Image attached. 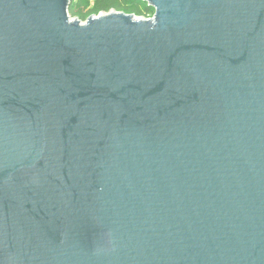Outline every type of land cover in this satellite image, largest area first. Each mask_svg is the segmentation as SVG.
I'll list each match as a JSON object with an SVG mask.
<instances>
[{"label":"water","instance_id":"95a60500","mask_svg":"<svg viewBox=\"0 0 264 264\" xmlns=\"http://www.w3.org/2000/svg\"><path fill=\"white\" fill-rule=\"evenodd\" d=\"M71 1L0 0V264H264V0Z\"/></svg>","mask_w":264,"mask_h":264},{"label":"trees","instance_id":"16d2710c","mask_svg":"<svg viewBox=\"0 0 264 264\" xmlns=\"http://www.w3.org/2000/svg\"><path fill=\"white\" fill-rule=\"evenodd\" d=\"M112 12L150 19L155 10L141 0H72L69 8L71 19L85 23L90 17L107 15Z\"/></svg>","mask_w":264,"mask_h":264},{"label":"built area","instance_id":"2783aa9c","mask_svg":"<svg viewBox=\"0 0 264 264\" xmlns=\"http://www.w3.org/2000/svg\"><path fill=\"white\" fill-rule=\"evenodd\" d=\"M72 20H74V19H72Z\"/></svg>","mask_w":264,"mask_h":264}]
</instances>
